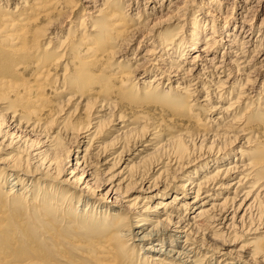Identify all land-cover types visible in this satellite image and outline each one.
Returning <instances> with one entry per match:
<instances>
[{
  "label": "bare ground",
  "instance_id": "obj_1",
  "mask_svg": "<svg viewBox=\"0 0 264 264\" xmlns=\"http://www.w3.org/2000/svg\"><path fill=\"white\" fill-rule=\"evenodd\" d=\"M11 2L12 0H0V104L15 105V110L10 118H12V122H16V125H12V128L18 129L25 126L24 128L27 129L31 127L32 123L34 125L31 130L43 123L46 126L52 125L55 122L54 117L60 113L57 108L61 107L64 102L63 108L65 111L67 112L68 109L73 108V112L70 111V113H75V116H78L75 120L77 125L74 128L77 137L85 134V139H90V147L84 151L82 158L87 161L83 163L87 164L90 160L89 167H98L96 169L109 164V162L104 161L106 155L113 156L110 160L114 161L112 168L114 163L117 164L116 162L123 158V155L126 157L123 158L122 162L128 165L141 153H146V151L155 148L157 144L155 138L151 142H147V138L143 134L132 136L137 131L136 129L130 130L128 134L122 132L126 129L128 120H143V127L139 128L138 132H145L146 127H149L156 130L153 134L157 133V130L162 126L169 127L176 121H183L184 119H187L188 123L190 120L188 125H183L186 127L185 130L189 132L187 134L197 135L198 133H195V131L210 130L211 127L203 122L196 105L202 103L206 106V102H213L214 98L223 101L225 84L230 79L231 74L225 81L218 82L217 86L208 84L203 98L195 99L200 95L199 92H202L197 89V87H200L198 86L200 79L196 78V83L187 85L185 78L191 75V71L197 70L196 65L189 67V72L184 75L178 73L180 69L177 68L178 71L175 75L178 76H173L176 77L174 81L177 82L173 87L174 91L170 90L166 93L159 91L161 84L159 82L163 75L161 74L163 73L162 70L159 74H155L152 80L148 81L150 84L140 86L132 80L133 71H137L139 68L135 67L133 70L130 68V70L125 71L120 64L118 66L114 65L113 57L127 51L128 47L140 37L138 34L144 31L141 23L147 16L142 17L138 12V8L133 9L130 7L135 3L132 0H106L102 4H97V2V6L85 5L89 3L88 0H25L20 5L22 8L28 7L30 10L28 9L23 14H15L17 7L11 8ZM151 3V1L147 2L149 5ZM147 9L149 10L148 15L153 16L155 8L148 7ZM143 14L146 15L147 13L144 12ZM62 19L65 22L61 21ZM69 19H76L78 27L86 25L85 21L88 20L92 24V30L96 28L95 31L93 30L95 32L94 36L80 38L71 44L68 47L67 59L65 53H62L58 58L49 59L50 54L46 53L49 47H43L38 43L45 36L47 25H50L52 21H54V25L61 21L60 28ZM59 33L61 32L54 34ZM68 33H70V30ZM214 33L216 32L207 36L204 46L193 55V61L188 63L194 65L196 59L199 60L203 54L208 55L213 52L210 50L216 46V41L210 40L214 38L212 36ZM194 34L201 36L202 33L200 31L192 32L191 36ZM144 35L146 34L144 33ZM175 40L177 38H174L171 44H175ZM194 43L192 42V44ZM182 44H184V41H182ZM182 47L179 49L181 51H178L181 60L185 55ZM149 51L147 52L149 53ZM220 63L212 66L219 75L227 70L226 65H222L223 62L221 61ZM127 65L131 64L128 63ZM229 94L231 95V92ZM240 96L241 93L239 92L237 99L232 100L227 107L222 108L219 104L210 106L209 111L213 115H219L216 117V123L212 122V125L217 126L220 123L221 127H218L216 132L223 131L221 135L216 133L217 137L226 138L227 135L224 131L227 132V129L232 125L241 123L239 121L244 114L234 117V111L237 110L240 103ZM116 109L117 112H115ZM217 111L220 112L217 113ZM152 112L158 114L162 119L156 118L157 116L155 117ZM107 115L110 116L108 123L110 127H112V119L115 117L123 123L118 126V133L114 138L116 144H122L121 148L116 145L111 147L108 145H93V141L99 135V129L103 124L102 119ZM229 116H232V118ZM63 120L59 123L62 124ZM261 121L262 118L258 115L253 117L252 126L262 124ZM261 136L263 143L260 146L261 154L259 158H253L254 161L248 163L241 160L242 162L240 161L238 164L233 162V164L229 163L225 167L218 166L214 175L203 176L204 180L198 184L188 181L186 184L178 186V190L177 188L175 190V187H171V185H167L162 190V184L157 185L160 176H163L168 170L167 165L173 162L172 159H166V163L158 160L156 165H153V168L160 165L161 168L158 170L160 171L158 176L150 182H146V180L151 178L148 175L154 171L153 168L145 169L146 157H141L138 162L132 163L128 169H132L136 173H143L144 171V174L138 179V183H141L140 186L145 182L151 184H148L143 190L144 192L139 193L140 195L127 197V201L124 202L128 204V209L141 207L139 206L140 202L153 199L152 197L159 199L157 205L150 208L152 212L156 213L149 216V218L145 217L138 221L136 228L140 227L141 230L145 229V225H153L155 222L151 229L142 236L138 232L134 234L131 228L124 227L119 217L114 219L118 224L108 225V228V226L104 227L100 224L102 222L99 216H93L92 212L86 213L85 210L78 211L77 207L73 209L71 203L66 202L59 206L57 200H54L56 197H52L50 198L51 201H47L39 194L36 198H33L34 187L21 190L22 183L28 181L31 186L39 180V189L42 190L47 187L43 183H47L51 179H47L46 175L43 174L39 176L38 173L25 169V166L20 167L21 162L13 158L14 161L7 163L4 166L6 168L1 170L7 171L3 176L0 171V253L5 255L6 252L8 253L6 247L8 244L12 250L22 251L21 255L18 256L26 260L19 261V263H31V245L33 242L30 230L36 229L43 232L42 236L51 247V249L45 247L40 249L38 245V251L51 255L53 259H59L56 254L65 257L60 251L64 245L59 240H72L71 244H64L73 247L72 249L76 253L77 250L83 247L85 241L84 238L73 240L75 234H81L83 231L85 233L93 232L100 225L99 236L103 241H90V244L98 248L99 251L90 254L91 256H86L95 264H124L123 258L118 255V249L125 247L129 241L134 242L132 244H144L152 237L155 241L153 246L157 247L147 246L145 248L146 251H152L145 256V259L153 262L152 264H165L164 260H169L172 264H249L245 261L247 249L243 247L237 251L223 247L218 249L219 251H213V254L210 253L211 250L209 249H205V252L197 251L196 241L192 239L191 232L196 230L197 233L204 236V231L210 232L217 229L214 236H212V240L217 241L219 239L220 241V236L228 232L222 231L225 229L223 227L217 228L221 224L227 226V230L230 227L229 230H232L234 239L238 237L237 232L243 233L245 231L246 234L251 232L257 234L259 231L264 230V217L256 216L258 223L253 226V218L250 217L252 210L250 213L248 212L256 200H259L260 197L262 200L264 198V180L258 177L259 174L262 176V172H264V125ZM54 138L52 137V139ZM169 138L170 142H175L177 152L182 153L183 145L177 140L179 137L172 135ZM143 141L147 144L143 145ZM157 146L156 148H158ZM116 147L120 149V152H116ZM235 153L238 154L237 151ZM123 170L125 171L126 168H123ZM228 173L237 175L231 182V186H229V188L236 187L233 193L234 197L224 199L221 203L209 204L203 202V206L197 208L195 214L187 218V212L191 210V205L192 207L197 206V204L201 205L199 199L201 187H207V185L214 182H222L227 179ZM255 175H257L258 180L263 182L255 180V184H253L252 180ZM8 178L15 181H13V186L10 189H5V184L9 181ZM74 182L78 183L75 186H68L70 188L66 193L68 194L67 197L80 195L77 197V204H79L82 203L80 202L82 200L81 196L84 194L78 192V188L85 181L80 183V180L76 179ZM17 186L20 188L16 189ZM189 186H192V188L188 189ZM169 187L175 191H180V193L171 196L172 201L163 200L165 197L163 195L158 196V193H161V191L166 192L170 189ZM193 188H196L194 193ZM238 192L243 194V199L237 205L235 196ZM192 193L194 197H190L189 194ZM252 198V202L247 205ZM88 204L86 203L87 206ZM146 209H149V207ZM109 215L110 217H116L114 213ZM237 219H239V222L235 224ZM228 220L231 221L230 224L226 223ZM51 221L59 225H65L67 237H56L55 234H58L56 232L57 227L53 224L46 227ZM163 224L171 226L169 231L173 232L172 235L165 231L162 227ZM165 237H169V241ZM223 241L222 246H226L227 240ZM167 243L169 246L165 247ZM112 245L117 246L111 248ZM257 250L260 254H263L264 246L257 247ZM248 252L251 251L248 250ZM249 260H254L253 254ZM257 264H264V254L260 256Z\"/></svg>",
  "mask_w": 264,
  "mask_h": 264
},
{
  "label": "rangeland",
  "instance_id": "obj_2",
  "mask_svg": "<svg viewBox=\"0 0 264 264\" xmlns=\"http://www.w3.org/2000/svg\"><path fill=\"white\" fill-rule=\"evenodd\" d=\"M23 1L25 0H12L10 7H17L15 14H23L28 11V7L22 8L20 5ZM105 1L88 0L89 3L85 5L97 6V4H102ZM132 1L135 3L130 7L133 9L138 8V12H140L142 17L147 16L141 23L144 31L138 34L140 37L128 47L127 51L116 54L113 57V62H115V66L120 64L125 71L130 70V68L131 70L135 67L139 68L137 71L134 70L132 74V80L135 84L140 86L142 84H150L148 81L152 80L153 76L159 74L162 70L163 73L161 74L163 75L159 82L161 83L159 91H163L164 93L170 92V90L174 91L173 87L177 82L174 81L176 77L173 76L177 74V68L180 69L178 73L184 75L189 72V67L191 68L196 65L197 70L191 71V75L186 77L185 80H187V85H190L197 82L196 78L200 79L198 84L200 87H197V89L202 92H199L200 95L195 97L197 99L203 98L208 84L217 86L218 82L225 81L229 74H231L230 79L225 84L223 101L214 98L213 102H206V106L202 103H197L196 105L203 122L211 127L208 131H195V133H198L197 135L187 134L189 132L185 130L186 127L183 125H188L190 120L188 123V120L184 119L183 121H176L169 127L166 125L162 126L155 134L153 133L156 130L149 127H146L145 132H138V129L143 127V120H128L126 129L122 131L123 133L128 134L130 130L136 129L137 131L132 136L143 134L146 136L147 142H151L155 138L154 140L157 142L156 146L158 145V148L155 146L154 149L135 157L132 163L138 162L141 157H146L147 160L144 167L148 170V168H153V165H156L158 160L166 163V159H172L173 162L167 165L168 170L163 176H160L157 185L162 184V190L167 185H171V187H175V190L176 188L178 190V186L186 184L188 181L198 184L204 180L203 176L208 174L214 175L218 166L225 167L229 163L233 164V162L238 164L241 160H244V163H248L254 161L253 158H259L261 154L260 146L263 143L261 131L264 125V92L261 93L264 90V0H149L152 2L151 5L147 4L148 0ZM148 7L155 8L153 16L148 15ZM123 12L125 11L123 10ZM131 12L133 13V11ZM144 12L147 14L144 15ZM61 21L65 22L63 19ZM61 21L56 23L57 25H54V21L50 25H47L45 36L38 43L43 47H49L46 51V53L50 54L49 59L58 58L62 53H65L64 55L67 59L68 47L80 38L94 36V31L96 30V28H93L94 31L92 30V24L88 20L85 21L86 25L78 27L76 19H69L70 22L67 21L66 24L64 23L59 28ZM69 30L70 33H68ZM198 31L203 35L194 34L191 36L192 32ZM57 32L61 33L55 35L54 33ZM213 32H216L212 35L214 38L210 40L216 41V46L210 50L213 52L208 55L203 54L199 60L196 59L194 65L188 63L193 61V55L204 46L208 38L207 36ZM174 38H177L175 40L176 43L171 44ZM182 41H184V44H182ZM192 42L195 43L192 44ZM181 47L184 48L185 52L183 60L178 55ZM148 50H150L149 53L147 52ZM220 61L223 62L222 65H226L227 67V70L221 75L217 74L212 67L221 64ZM128 63L131 65H127ZM179 65L180 67H178ZM236 70L239 72H236ZM240 88L242 89L240 90ZM230 92L231 95L229 94ZM239 92L241 93L240 103L237 106V110L234 111V117L244 114L239 121L241 123L232 125L227 129V132L224 131L227 135L226 138L217 137L216 133L221 135L223 131L216 132L217 128L221 127L220 123L217 126L212 125V122L216 123V117L219 115H213L209 111L210 106L219 104L222 108L227 107L232 100L237 99ZM62 104L61 107L57 108V110H60V113L54 117L55 122L50 126H46L44 123L39 124L35 128L36 131L34 128L31 130L34 125L33 123L27 129L24 128L25 126L18 129L12 128V125H16V122H12V118H10L15 110V105L0 104V171L6 168L4 166L12 162V160L20 161V167L25 166V169L34 171L39 176L43 174L44 176L46 175L47 179H51V181L43 183L47 187L42 190L41 188L39 189V180L35 184H31V186L28 181L22 183L21 190L34 187L33 198H36L39 194L40 197L43 196L47 201H51L50 198L56 197L54 200H57V205L59 206L66 202L71 203L73 209L77 207L78 211L82 212L85 210L87 211L86 213L92 212L93 216H99L102 222L100 224L104 227L118 224L114 219L119 217L124 227L131 228L134 234L138 232L141 236L144 235L155 222L153 225H145V229L141 230L140 227L136 228L139 223L138 221L145 217L149 218V216L156 213L152 212L150 208L156 206L159 199L152 197L153 199L140 202L139 206L141 207L129 209L128 204L124 201H127V197L129 196L130 198L136 197L140 195L139 193L144 192L143 190H145L146 186L151 184H146V182H150L158 176L160 173L158 170L161 168V165L153 168L154 172L148 175L151 178L146 180L142 186H140L141 183H138V179L144 174V171L143 173H136L134 170L128 169L132 163L126 165V163L122 162L123 158L126 157L125 155H123L121 160L116 162L117 164L114 163L112 168L111 166L114 161H110L113 157L111 155H106L104 160L109 162V164L100 166L99 169H96L98 167H89L91 161L88 160V163L85 164L83 162L87 160H83L82 158L85 153L84 151L90 147V139H85V134L77 137L75 134L76 129L74 128H76L77 123L75 120H77L78 116H75V113H70V111L73 112V108L68 109L66 112L63 108L64 102ZM117 111L116 109L115 112ZM152 114L155 117L157 116L156 118H160L158 114L153 112ZM257 115L262 118V124L252 126L253 117ZM229 117L232 118V116ZM61 120H63L62 124L59 123ZM109 120V115L102 119L103 124L99 129V135L93 141V145H108L109 147L116 145L121 148L122 144H116L114 138L117 136L118 126L123 123L119 122L115 117L112 119V127H110L108 124ZM172 135L179 137L177 140L183 145L182 153L177 152L175 142H170L169 137ZM52 137L55 138L52 139ZM147 142L143 141L142 144L146 145ZM117 147L116 152L118 153L120 149ZM236 151L238 154L235 153ZM123 168H126V170L124 171ZM1 172L3 176L7 171L3 170ZM235 177H237L236 174L228 173L227 179H224L222 182H214L207 185V187H201L199 198L201 205H193L194 207L191 205V210L187 212V218L194 215L198 210L197 208L203 206V202L209 204L221 203L224 199L234 197L233 193L236 187L229 188V186H231L230 184ZM258 177L264 180V172H262V176L259 174ZM8 179L9 181L6 182L5 189H10L13 186V181H15L11 180V178ZM76 179H79L80 183L85 181L78 188V192L84 194L81 196L82 200L80 202L82 203L79 204H77V197L80 195L76 194L67 197L68 194L66 193L70 188L68 186H75L78 183L74 182ZM255 180L263 182L262 180H258L257 175L252 180L253 184H255ZM164 184L166 185L164 186ZM19 188V186L16 187V189ZM191 188L192 186L188 187V189ZM175 190L170 188L166 192L161 191V193H158V196L163 195L165 196L163 200L172 201L171 196L180 193V191ZM192 191L194 193L196 188H193ZM193 193L189 194L190 197H194ZM235 198L238 205L243 199V194L238 192ZM252 200L253 198L248 201L247 205ZM261 200V197L259 200H256L250 211H248L250 213L252 210L250 217L251 219L253 218V226L258 223L256 216L264 217V198ZM85 202L89 203L88 206ZM54 207L57 208L56 206ZM147 207L149 209H146ZM110 213L116 214V217H110ZM238 222L239 219L236 220L235 224H238ZM226 223L230 224L231 221L228 220ZM49 224L57 227L56 232L58 234H55L56 237H67L65 225H59L51 221L46 227ZM162 227L165 231L171 233V235L173 234V232L169 231L171 226H168V224H163ZM221 227L225 228L222 231L228 232L223 234L225 236H220V241L219 239L217 241L212 240V236H214V232L217 229L210 232L204 231V236L197 233L196 230H192L191 236L196 241V250L205 252V249H209L211 250L210 253L213 254V251H219L218 249H222L223 247L236 251L243 247L247 249L245 261L249 264H257L260 256L264 254H260L257 250V247L264 246V232H262L264 230L259 231L257 234H253L252 232L246 234L245 231L243 233L237 232L238 237L234 239L232 230H229L230 227L227 230V226L221 224L217 228ZM100 228V225H98L93 232L85 233L83 231L81 234H75L76 236L73 240L84 238L85 241L83 247L77 250L76 253H74L73 247L64 244H71L72 240H59L64 245L60 251L65 256L61 257L56 254L59 259H53L51 255L38 251V245L40 249L41 247L51 249V247L42 236V231L32 229L30 230L33 242L30 256L32 262L28 264H52L55 262L57 264H95L86 256L99 251L98 248L90 244V241H103L99 236ZM165 238L169 241V237ZM222 239L227 240L226 246H222L224 242ZM132 243L134 242L129 241L125 247L117 250L119 252L118 255L123 258L124 264H152L153 262H150L149 259H145L148 252L152 251H146L145 248L154 245L155 241L153 237L141 245ZM115 246L117 245H112L111 248ZM167 246H169L168 243L165 247ZM6 247L8 253L6 252V255L0 253V264H25L19 263V261L26 260L18 256L21 255L22 251H14L8 244ZM248 250L251 252L249 253ZM252 254L254 260H249ZM164 262L165 264H172L169 260H164Z\"/></svg>",
  "mask_w": 264,
  "mask_h": 264
}]
</instances>
